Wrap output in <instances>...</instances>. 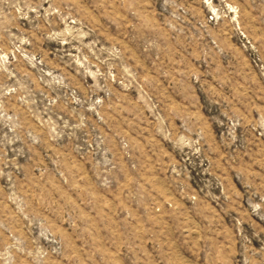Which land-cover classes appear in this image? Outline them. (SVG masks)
Masks as SVG:
<instances>
[{
	"label": "rangeland",
	"instance_id": "1",
	"mask_svg": "<svg viewBox=\"0 0 264 264\" xmlns=\"http://www.w3.org/2000/svg\"><path fill=\"white\" fill-rule=\"evenodd\" d=\"M0 264H264V0H0Z\"/></svg>",
	"mask_w": 264,
	"mask_h": 264
}]
</instances>
